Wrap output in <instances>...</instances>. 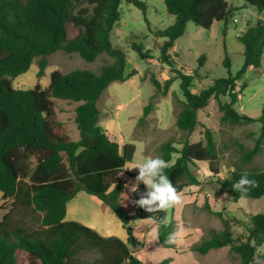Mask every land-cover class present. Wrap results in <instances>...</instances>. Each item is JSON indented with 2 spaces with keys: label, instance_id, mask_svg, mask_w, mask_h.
Listing matches in <instances>:
<instances>
[{
  "label": "trees",
  "instance_id": "16d2710c",
  "mask_svg": "<svg viewBox=\"0 0 264 264\" xmlns=\"http://www.w3.org/2000/svg\"><path fill=\"white\" fill-rule=\"evenodd\" d=\"M122 1L145 8L141 0H0V192L1 199L11 200L9 211L0 219V264H17L18 251L25 253L26 264H167V260L157 261L151 257L142 260L137 256L138 248L144 245L149 250L151 246L144 238L132 235L131 219L134 216L166 218V213L161 210L146 216L144 209L134 204L118 173L124 170L126 161L132 160L135 146L112 140L99 124L97 100L103 90L109 83L127 80L136 73L134 70L125 73V53L114 47L110 39L120 17ZM163 2L166 11L174 16V22L166 29L156 30V35L166 38L158 59L177 75L170 76L162 85L151 77L154 94L165 93L171 82L180 78L182 99L175 96L173 100L178 107L175 126L187 133L201 124L197 112L211 98L218 101L221 122L258 121L261 133L255 145L242 156L243 162L250 161L264 141V106L256 119L241 115L234 107L241 93L235 88L247 69L259 68L262 64L264 18L257 17L247 23L237 35L243 47L240 68L232 73L231 60L225 54L222 64L227 69L226 75L214 78L208 87L198 92L192 91L193 75L174 68L168 51L184 33L187 22L203 28L222 22L225 27L237 10L249 8L262 13L264 0H241L240 5L229 0ZM69 25L76 29L72 37L68 35ZM133 47L142 60L149 58L141 47ZM58 50L77 53L89 62L106 53L113 61L98 72L76 68L63 73L55 69L44 88L39 82L28 89L12 87V80L25 73L36 58V75L41 77L48 63L47 55ZM204 59L205 55L201 54L199 60ZM245 86L246 83H242L240 90ZM221 97L228 100L222 102ZM53 98L77 103L74 121L78 139L70 138L62 122L57 120ZM151 108V102L143 107L140 121ZM159 150L158 157L169 162L165 171L178 193L200 183L190 165L207 161L212 174L219 172L217 147L209 127H204L203 138L198 141L186 139L177 147L167 140L160 144ZM235 168V173L216 179L232 201L241 198V193L232 190V184L245 172L249 173V178L258 180L259 186L250 189L244 197L264 196L263 169H244L238 165ZM140 188L146 191L145 185L140 184ZM80 191L97 196L100 212L109 208L115 213L127 231L125 240L116 235H102L85 223L65 218L68 200ZM207 208L222 219L223 229L212 231L209 238L193 245L192 249L205 254L228 245L239 256L238 264L255 261L256 249L264 243V211L251 214L244 222L245 232L234 236L230 220L212 211L209 205ZM12 213L15 214L12 216ZM157 234L160 244L170 246L171 223L161 224Z\"/></svg>",
  "mask_w": 264,
  "mask_h": 264
},
{
  "label": "rangeland",
  "instance_id": "374dc122",
  "mask_svg": "<svg viewBox=\"0 0 264 264\" xmlns=\"http://www.w3.org/2000/svg\"><path fill=\"white\" fill-rule=\"evenodd\" d=\"M141 1L145 4L144 9L124 1L119 6L120 17L112 28L111 43L125 53V73L132 70L136 73L127 80L109 83L103 90L97 100V107L100 110L99 124L117 142L122 141L123 137L125 142L134 144L135 151L132 161L136 162L158 157L160 144L167 140L173 141L177 147H180L186 139L189 141L200 140L203 138L204 127H209L213 132L217 147L216 165L219 172L212 174L207 161L190 165L192 172L200 180V184L184 188L179 192L182 202L175 205L174 208L164 210L167 221L172 225L175 242H171L170 246H165L159 243L158 234L154 235L156 241L151 238L149 241L146 240L147 243L145 242L152 246L151 249L148 250L147 246L143 245L138 248L137 256L142 260L146 257L157 261L167 260V264H238L239 256L231 251L228 245L211 249L205 254L193 250L192 246L209 238L212 231L223 229L222 219L211 212L207 205L212 211L220 212L222 217L230 220L234 236L245 232L243 225L251 214L264 211V196L256 199L244 197L232 201L227 191L216 182V179L229 175L225 176L224 172L231 166L238 165L244 169L259 168L264 170V141L259 152L250 161H242L244 151L255 145L256 139L261 133V124L258 121L238 124L221 122L218 101L211 98L208 104L198 111V119L201 124L196 126L192 132L180 131L175 126L174 119L178 107L172 104V111L171 102L173 103L175 96L182 99L180 78H175L165 93L158 92L156 94H154L155 87L150 81L151 77H154L162 85L167 78L177 75L169 70V66L160 63L158 59L160 46L166 38L156 35L157 29L163 30L173 24L174 16L166 11L163 0ZM229 1L232 4H241V0ZM257 16L264 18V11L258 14L256 10L243 8L235 11L225 27L222 22H214L210 28H203L192 21L187 22L184 33L175 40L174 46L169 49L168 53L173 58L174 68L182 73L193 75V92L208 87L214 78L226 75L227 69L222 64L225 54L231 60L232 73L240 68L243 47L237 35L243 32L245 25L254 21ZM68 33L69 37H72L76 33V29L69 25ZM133 45L141 47L143 52H147L146 55L149 58L142 60ZM201 54L205 55L204 61L199 60ZM47 61V66L41 77L38 78L36 75L38 70V58H36L25 73L12 80V87L28 89L39 82L44 88L50 82L51 71L55 69L63 73L76 68H86L98 72L103 65L112 63L113 58L106 53H101L94 61L89 62L82 59L77 53L58 50L47 55ZM242 83H246V86L240 90ZM235 90L241 92L238 93L235 109L241 115H247L254 119L259 117L264 106V57L259 68L247 69L242 78L237 81ZM52 100L57 120L62 122L70 138H78L79 134L74 121L77 103L57 98ZM227 100V97L220 98L222 102ZM149 102L152 103V108L140 121L143 107ZM150 144H154L153 146L156 147L153 151L150 147V154L147 155L146 151ZM175 156L177 154H174ZM126 171L128 170H124L123 173L128 174ZM128 175H120L125 185V180L132 177L131 174ZM133 179L135 182V178ZM129 192L135 201L144 191L140 188V193L130 190ZM80 196H88L89 199H80L74 202L72 200L66 205L68 206V216L74 212L76 217L87 220L103 233L108 232L110 235L121 236L123 239L128 237L126 229L111 209L108 208L104 214L99 211L97 196L81 194L78 197ZM10 203L11 200L1 199L0 192V219L9 211ZM14 214L12 213V216ZM232 217H235V220ZM141 223L144 224L146 221H140L137 216L132 218L129 225L134 237L141 236ZM133 246L138 247L137 244ZM26 262L25 253L18 251L17 264H26ZM251 264H264V243L257 247L255 261Z\"/></svg>",
  "mask_w": 264,
  "mask_h": 264
},
{
  "label": "clouds",
  "instance_id": "9594fccd",
  "mask_svg": "<svg viewBox=\"0 0 264 264\" xmlns=\"http://www.w3.org/2000/svg\"><path fill=\"white\" fill-rule=\"evenodd\" d=\"M169 167V162L161 157L147 158L143 162L126 161L123 166L124 170L138 169V175L135 177V182L131 185H125L131 192L140 193V184L146 186V191L140 194V198L134 201V204L139 208L150 213H156L161 210L174 208L175 205L182 202L180 193L173 185L165 169ZM123 171L118 173V176L123 174ZM235 166L226 168L224 175L235 173ZM259 186V181L249 178V173H242L239 180L232 184V190L241 193V198L250 189ZM153 222L157 225L151 229L152 233H157L158 227L161 224L167 223L166 218H155L151 216ZM175 234H173L174 237ZM170 237L169 242H175L174 238Z\"/></svg>",
  "mask_w": 264,
  "mask_h": 264
},
{
  "label": "crops",
  "instance_id": "0c3cea01",
  "mask_svg": "<svg viewBox=\"0 0 264 264\" xmlns=\"http://www.w3.org/2000/svg\"><path fill=\"white\" fill-rule=\"evenodd\" d=\"M263 12V11H262ZM257 17H261V16H257ZM246 26V25H245ZM174 46V45H173ZM128 73V72H127ZM135 75V74H134ZM193 91V90H192ZM173 103L171 102V106H172V111H173V105H172ZM202 109V108H201ZM200 110V109H199ZM198 110V111H199ZM197 115H198V112H197ZM174 124H175V119H174ZM107 132V131H106ZM107 134H108V136L111 138V136L109 135V133L107 132ZM79 137V136H78ZM76 139H78V138H75L74 140H76ZM112 140H114V141H116L115 139H113V138H111ZM198 141V140H197ZM117 142V141H116ZM191 142H194V141H191ZM118 143H125V140L123 139V137H122V141H120V142H118ZM160 143V142H159ZM158 143V144H159ZM155 144H157V143H155ZM157 144V145H158ZM151 145V144H150ZM149 145V147L147 148V151H146V153H147V155L148 154H150V147H152V149H151V151H153V149H155V147L156 146H153V145H151L150 146ZM202 162H204V161H202ZM199 162H197V164H198ZM138 169H133V170H128V171H126L129 175L130 174H137L138 175ZM128 174H126V173H123L122 175H128ZM128 175V176H129ZM130 178V177H129ZM125 180V179H124ZM199 180V179H198ZM200 181V180H199ZM125 183L126 184H128V185H131L132 183H134V179L131 177L130 179H126L125 180ZM200 184V183H199ZM194 185H198V184H194ZM190 186V185H189ZM188 187V186H187ZM127 188V190H128V187H126ZM186 188V187H185ZM129 191V190H128ZM130 193V192H129ZM81 194H86V195H88V193H86V192H84V191H80V192H78L75 196H73L71 199H69L68 200V202H67V204L66 205H68L72 200V202H74V201H78V200H80V199H83V200H87V199H89V197L88 196H80V197H78L79 195H81ZM131 194V193H130ZM75 198V199H74ZM99 204H100V200H99ZM99 204H98V208H99ZM68 206H66V212H65V218H66V216H67V218L66 219H68L69 218V220L70 219H72V220H77V221H80V222H82V223H85V224H87V220H84V219H81V218H78V217H76L77 215L76 214H74V212H71V215L70 216H68L67 215V211H68ZM108 209V208H107ZM107 209L104 211V212H101L102 214H104V213H106V211H107ZM100 211V210H99ZM114 213V212H113ZM115 214V213H114ZM117 217V216H116ZM75 218V219H74ZM140 219V218H139ZM119 220V219H118ZM131 221H132V219H131ZM140 221H146V223H141V226H142V233H141V236L140 237H136L137 239H141V238H144L145 239V242H146V240L147 241H149V239H151V238H153V240H155L156 241V239L154 238L155 236L154 235H157V233H152V231H151V229L152 228H154V227H156V226H153L152 225V220L150 219V218H143V219H140ZM121 223V222H120ZM90 224V225H89ZM87 225H89V226H91V227H93V228H95L96 230H98L99 232L101 231L98 227H96L95 225H93V224H91L90 222H88V224ZM109 229V228H108ZM102 235H110V233H103L102 231L100 232ZM151 234H153V235H151ZM152 237H151V236ZM154 236V237H153ZM158 236V235H157ZM119 237V236H118ZM120 238H121V236H120ZM123 239V238H122ZM125 240V239H124ZM147 243V242H146ZM151 246V245H150ZM152 247V246H151Z\"/></svg>",
  "mask_w": 264,
  "mask_h": 264
},
{
  "label": "water",
  "instance_id": "95a60500",
  "mask_svg": "<svg viewBox=\"0 0 264 264\" xmlns=\"http://www.w3.org/2000/svg\"><path fill=\"white\" fill-rule=\"evenodd\" d=\"M143 214L147 216V215H152L153 213H150V212H147V211L144 210Z\"/></svg>",
  "mask_w": 264,
  "mask_h": 264
}]
</instances>
